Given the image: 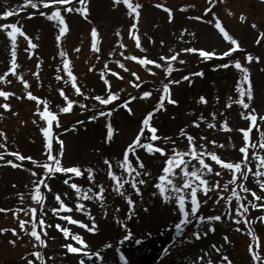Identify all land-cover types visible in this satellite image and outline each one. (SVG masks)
<instances>
[{
    "label": "rangeland",
    "instance_id": "rangeland-1",
    "mask_svg": "<svg viewBox=\"0 0 264 264\" xmlns=\"http://www.w3.org/2000/svg\"><path fill=\"white\" fill-rule=\"evenodd\" d=\"M76 2L69 9L82 6L78 0ZM131 2L139 3L138 16L130 14L122 0L119 3L115 0H87L86 14L71 10L61 12L67 26V30L61 34L56 21L49 20L47 14H39V10L44 9L43 6L31 9L23 5V0H0V12L20 7L25 8L28 13H34L31 16L27 12L21 14L18 26H22L27 37L36 45L29 49L28 39L18 35L15 48L17 68L0 81V90L14 93L7 99L0 97V105H10L9 109L0 107V131L5 134L0 137V154H3V159H0V208L8 209L0 211V228L17 229V235H13L11 231L0 233V264H27L29 259L33 260V264H40L32 256L35 251L43 253V264H78L80 259H84L85 264H124L120 259L121 253L128 264H207L208 259L213 264H225L222 260L224 255L229 257L232 264H264V261H254L252 253L248 251V245L253 244L254 251L264 256V223L256 219L264 215V209L249 205L248 214L241 217L235 210V198L227 205L224 197L217 199L223 187L210 189L206 194L199 192L201 204L197 215H220L221 220L210 222L214 231H209L207 235H204L207 231L204 223L186 225L178 233L174 227L177 222L175 201L165 202L158 195H153L156 192V177L160 174L165 156L150 154L141 148H136L135 156L130 153L133 165L136 166V157H139L144 164V171L149 173L147 177L143 173L139 177L146 181L139 186L140 194H136L129 184H125V194L135 201L131 212L124 196L114 190L113 182L107 176L108 165L105 163L107 158L114 171H122L116 167V161L122 159L124 149L135 138L147 112L157 107L163 85L172 81L169 84L170 95L177 103L173 105L165 101L164 109H158L153 114L151 124L156 127V134L162 137L153 143L164 146L167 152L173 147L187 151V137L183 133H188L195 138L197 146L206 144L209 150L216 151L223 159L239 160L242 155L239 148L244 143L239 129L248 128L251 123L247 118L249 109H244L237 102L243 99L254 110L257 115L255 123L260 126L257 128L254 125L249 133L248 167L256 171L257 161L251 157V151L255 148L264 156V151L255 147L264 142L261 139L264 135V121L259 119V116L264 115V37H260V33L264 32V0H216L215 4H211V0ZM158 5L164 7L160 8ZM58 6H63L60 9H64L66 5H49L45 13ZM205 8H209V11L205 12ZM166 9H171V20ZM20 12H16L14 17L0 18V23L17 20ZM241 14L244 20L240 19ZM197 16L201 19L197 20ZM217 19L229 35L237 40L240 45L238 49L227 57L214 55L208 60L198 53L181 51L191 47L221 53L232 47L231 42L225 40L215 27ZM133 23L136 24L135 29L131 28ZM253 24L256 25L255 28L252 27ZM93 28L97 31L96 49L92 47ZM57 36L60 37L59 40ZM135 36L139 37V47ZM11 52L10 38L0 30V75H4L11 66ZM173 53L177 54L176 60L161 59ZM133 55L156 60L165 67L171 63L173 70L166 74L163 67L141 65L139 60L131 59ZM248 55L253 57L251 61L246 59ZM65 59L69 61V71L73 73L83 95L76 93L72 87V80L64 71ZM236 60L249 69L253 93L250 100L247 96L241 97L237 91L236 85L241 81L242 72L235 68ZM116 61L123 63L125 68L121 69ZM225 64L228 67H223ZM132 73H136V76ZM101 75L108 80V85L100 78ZM24 80L28 81L27 87ZM242 87L246 88L247 84L242 83ZM61 90L69 99L76 101L69 112L59 111L66 104L60 95ZM107 90L116 93L118 100L110 105H102L94 97L106 96ZM29 91L41 101H47L49 109L57 113L58 123L53 122L52 125V154L60 156L63 166L78 165L83 173L80 177L72 176L71 173L44 176L48 187L41 184V191L45 196L43 208L32 201L30 195L34 191L33 183L44 175L42 164L47 159L48 151L41 128L47 125L37 112V108L43 110L44 104L30 99L27 96ZM144 91L151 95L143 97ZM200 96L205 97L204 102L200 101ZM125 101L132 109L131 112L123 107ZM109 108L111 115L88 119L98 111L107 113ZM193 121H197V124L194 125ZM109 123L114 132L106 142V126ZM224 123H227V129L224 128ZM149 135L146 130L141 143L149 142ZM163 137L168 139L164 140ZM200 137L204 139L201 140ZM59 141L63 142L62 155ZM210 141L216 143H209ZM13 151L30 156L38 163H33L32 160L18 161L11 155ZM6 159L22 163L24 167L7 165L3 162ZM206 162L212 163L216 171H222L221 176L210 174V182H218L222 186L231 180V173L227 169L221 170L209 158H206ZM88 168L93 169V180L87 177ZM137 171H140L139 167ZM67 177H71L69 184L63 183ZM243 182L252 191L261 194L257 178L251 173ZM71 183H77L82 189L90 187L93 192L99 190L98 186H103V202L97 198L86 200L77 197L75 190L70 187ZM233 187L236 185H230L229 191ZM56 194L61 195L72 211L60 210L59 214L52 212V208H59L54 199ZM240 195L241 204H248V201L254 199L251 192L240 191ZM77 201L85 206L84 210H75ZM31 207H37V218L42 214L46 220L44 231L47 236L42 232L46 246L33 247L34 238L19 230L18 220H29L31 215L19 211L16 217L12 215L13 210ZM186 207L190 208V203ZM145 208L148 210L145 211ZM65 215H71L89 227L94 220L96 230L89 232L80 225L71 224L61 218ZM232 216H236L239 223ZM189 219L194 221L195 217L190 216ZM249 220L251 223L246 224L245 221ZM120 221L124 222L123 226ZM57 223L62 227H69L73 234H79L86 241L85 251H99L102 260L94 256L85 257L82 253L67 252L62 247L63 244L80 245L65 238L55 228ZM26 228L30 230V225H26ZM249 228L257 237L256 241L248 235ZM127 231H131L133 236L128 241L121 242ZM194 231L200 232L199 239L191 235ZM225 236L228 237L227 240H224ZM137 239L140 240L139 244L135 242ZM12 240H15L14 244L10 243ZM106 244L110 247H104ZM213 244L221 249L220 253L215 252Z\"/></svg>",
    "mask_w": 264,
    "mask_h": 264
},
{
    "label": "snow or ice",
    "instance_id": "snow-or-ice-1",
    "mask_svg": "<svg viewBox=\"0 0 264 264\" xmlns=\"http://www.w3.org/2000/svg\"><path fill=\"white\" fill-rule=\"evenodd\" d=\"M71 2V0H23V5L25 7L31 8V9H37L40 6H43L45 9H48L49 5H67ZM81 7L75 8V9H69L65 8L64 11H76L83 14H86L88 12V8L85 6L87 4V0H79ZM116 3L121 2V0H115ZM124 5L129 9L130 14L134 13L137 16L139 15L138 9L140 8L139 3H133L131 0H122ZM216 0H211V4H215ZM159 7H164L163 5H158ZM211 6V5H210ZM22 11L20 7L15 8L14 10H8L5 9L4 11L0 12V18H8V17H14L16 12ZM169 13V20L172 19L171 9H166ZM205 12L209 11V8L204 9ZM34 13H28V15H33ZM40 15L47 14L48 19L52 21H56L59 26V31L61 34H63L67 30V26L65 24L64 16L61 14V9L59 7H54L52 9H49L47 13L41 12ZM214 14V13H213ZM197 20L201 19V17L197 16L195 17ZM241 20H244L243 14H241L240 17ZM215 27L219 30L220 33L223 34V37L225 40L230 41L232 44V47H229L225 52L221 53H215L214 51H208L204 49L199 48H185L181 49L182 52H189V53H198L200 57H202L205 60H208L212 58L214 55H220V56H229L231 53H233L236 49L240 47L237 40L234 39L229 33L221 26V21L217 19L215 21ZM253 28L256 27L255 24L252 25ZM132 29L136 28V24L133 23L131 26ZM0 30H2L8 38H10L11 44H12V52H11V66L7 69V72L4 73V75H0V81H3L5 79V76H7L8 73H14L15 69L17 68L16 63V42H17V36H23L26 39H28V45L29 49L35 48L36 45L32 43V40L27 37V34L22 30V26H18L16 22H10V23H0ZM130 30V35H131ZM92 38H93V44L92 47L96 49V37H97V31L95 28L92 29ZM260 37H264V32L260 33ZM60 37L57 36V40H59ZM134 39L137 42V47H139V37L135 36ZM259 42V37H258ZM28 49H26L27 51ZM98 50V49H97ZM132 60H139V63L141 65H156V67H163L165 73H170L173 70V66L171 63H168L167 66H163L159 63H157L156 60L148 59L146 57H137L135 55L131 56ZM161 59H165L168 61H173L177 59V54L173 53L170 56L167 57H161ZM247 60L251 61L253 57L251 55H248L246 57ZM256 59H259L258 57ZM117 64H119V67L121 69L125 68V65L123 63H120L119 61H116ZM183 63V61H181ZM232 63V61H230ZM64 65V71L67 72V75L72 80V87L75 89V92L78 94L83 95L84 93L81 92V88L77 86L75 77L73 76V73L69 71V61L65 59L63 61ZM234 66L237 69H240L242 72V78L240 82H237L236 88L239 92L241 97L247 96V98L250 100L252 98V88L251 83L249 81V69L247 67H244L242 63L239 60L234 61ZM223 67H228L227 64L223 65ZM108 71H111V69H108ZM151 71V69H149ZM114 75H119L118 73H113ZM199 75H202V73H197ZM132 75L135 77L136 73H132ZM105 85H108V80L104 79V76L101 75L100 77ZM138 79V77H137ZM182 79H187V77H182ZM178 82V81H177ZM191 82V81H189ZM25 87L28 85V81H23ZM172 83V81H169L168 83H165L163 85V91L162 95L160 96V99L157 103V107L153 108L151 111L147 112V114L144 116L143 120L141 121V125L139 128V131L135 134V138L131 141L130 144L127 145V147L124 149L122 153V159L116 161V167L121 169V172H116L113 170L112 164L109 162V160L106 158L105 163L108 165L107 170V176L111 178V181L113 182V188L114 190L123 195L124 199L127 201V206L129 212L133 210V204L135 201L127 194H125V184H129L131 188L135 191L136 194H140L141 188L139 186L145 184V179H140L141 173H143V176L147 177L149 173L147 171H144V164L140 160L139 157H136V166L133 165L132 160H130V153L135 156L136 148H141L145 150L147 153H159L161 156H165L166 159L163 162V166L160 169V174L156 177V183L154 184V188L156 189V192L153 193V195H158L163 201L170 202L172 200L175 201V211L177 212V222H175L174 227L177 230V232H182L184 230V227L186 225H192L195 224H201L204 223L206 225L207 231L204 232V235H207L209 231H214L212 224L210 222L213 221H219L221 220L220 215H208V216H201L197 215L198 209L200 207L201 201L198 199V193L204 192L205 194L211 189V190H217L220 187H223V191H220L217 199H220L221 197L225 198V203L229 201H232L233 198H235L236 201V212L241 215V217L246 216L248 214V206L251 205L252 208H260L264 209V171H261V169H264V156L260 155L259 152L255 150V148L251 151L250 155L252 158H254L257 163L255 165L256 171H253L252 168L248 167L249 161V133L252 130L253 126L259 128L260 126L257 125L255 122L257 120V115L255 114L254 110L250 109V106L248 103H246L243 99L238 100L237 102L242 105L244 109H249V112L247 113V118L250 119L251 123L249 124L248 128H241L239 131L242 133L243 136V145L239 148V153H241V159L239 160H226L221 158L220 155L216 153V151H211L207 148L206 144H197L195 143V138L188 133H183L187 137V151L179 150L175 147L172 148L170 152L166 151V148L164 146L157 145L153 143V141H158L162 139V137L158 136L156 127L152 126L151 120L153 118V114L158 109H164V102L167 101L170 104L175 105L177 103V100L172 99L170 95V89L169 84ZM242 83H246L247 87H242ZM136 87H139V84L135 85ZM10 95H14V93H10L8 91L0 90V97H4L7 99ZM60 95L63 97L64 101L66 102L64 107H60V112H69L72 109V105L76 103V101L69 99L68 96L64 94V91H60ZM151 93L148 91L142 92L143 97L150 96ZM27 96L36 101L38 104L43 103L44 107L41 111L40 108H37V112L42 120L46 122V127L41 128V131L43 132L45 139L47 141L45 147L46 151H48V156L46 161L42 164V168L44 170V175L38 177V182L33 183V189L34 191L30 195V199L34 202H36L37 205H39L41 208H43L45 196L44 193L41 191V184H44V187H48L47 182L44 179V176L48 175H55L56 173H71L72 176L80 177L83 175L81 168L78 165H73L71 167H65L62 165L60 156L59 155H53L52 149H51V141L53 139V131H52V125L53 122H57V113L53 112L49 109L47 101H41V99L35 95L31 91L27 92ZM96 101H98L102 105H110L111 102L117 101L118 96L116 93L107 90L106 96L97 95L94 97ZM131 99V98H130ZM200 101L204 102L205 97L200 96ZM3 109H9L10 105L8 103H4L0 105ZM83 108V105H81ZM123 107L128 110V112H131L132 109L128 106V102L125 101L123 103ZM105 115H111V108L107 110V113L105 111H98L96 115L89 116V120H95L97 116L104 117ZM244 114H242L243 116ZM215 114H213L214 118ZM203 119V117H201ZM259 119L261 121H264V115L259 116ZM194 125L197 124V121L192 122ZM212 127H215V125H211ZM224 128L227 129L228 125L227 123H224ZM150 134L148 136L149 142L147 143H141V140L144 138L145 131ZM183 131V130H181ZM114 129L112 125L109 123L106 126V142L107 140H110L113 136ZM5 134L3 131H0V137H4ZM164 140H167V137H163ZM201 140L204 139V137H200ZM262 141H264V135L261 137ZM61 148H60V154L62 155L63 148H62V141H59ZM209 143L215 144V141H210ZM222 146V145H221ZM256 148L261 149L264 151V142L258 143L255 145ZM199 149V150H198ZM7 151V149H5ZM11 155L14 156L18 161H25V160H32L33 163H38L37 161H34L32 157L24 156L19 151H13L11 152ZM206 158H209L210 161L215 162V165H218L221 170L227 169L231 173V180L226 181L222 186L219 185L218 182H210L208 177L210 174L215 173L216 176H221L222 171H216L213 167V164L210 162H206ZM0 159H3V154H0ZM5 164L10 165L14 168L16 167H24V165L14 163L12 159H6L3 161ZM137 167H139L140 171H137ZM30 172H32L31 169H29ZM87 177L89 180H93V169L88 168L86 170ZM249 173L254 178H257V183L259 185V188L261 189V194L258 195L257 192L252 191L251 188H248L244 184V180L247 179ZM33 176H36L35 172H32ZM71 180V177H67L63 180V183L69 184V181ZM239 181V183H237ZM230 185H236V187L231 188V191H229ZM70 187L75 190V195L77 197H81L82 199L86 200H92L93 198H97L99 201L103 202L104 196L102 193L105 192V188L103 186H98V191L93 192L92 188H86L82 189L77 183H71ZM240 191L244 192H251V196L254 198L251 201H248V204H241L240 201L242 199L240 195ZM91 193V195H89ZM227 195L225 196V194ZM66 195V194H65ZM55 201L58 202L59 208H52V212L59 214L60 210L64 211H72L71 207L65 203V201L61 198L60 194H56L54 196ZM190 203V208L186 207ZM85 206L81 204L79 201H77L75 205L76 211H82L84 210ZM145 211L148 209L145 208ZM0 211H8V209L0 208ZM23 212L25 215H31V219L24 220L19 219L18 225L20 232H27V234L34 238L35 243L33 244V247H43L46 246V239L42 238V232L43 235L46 237L47 233L44 231V228L46 226V220L44 216L41 214L39 215V218H37L38 210L37 207H31L28 209L20 208L12 211V215L14 217L17 216V212ZM195 217V220L189 219V217ZM63 220L68 221L71 224L74 225H80L84 228H86L89 232H94L96 230L95 221H92V226L89 227L87 224H83L81 220L74 219L71 215H65L61 217ZM232 219L239 223V220L236 216H232ZM260 222L264 223V215H261L256 218ZM245 223H251V221H245ZM120 224L123 226L124 222L120 221ZM26 225H30V230L26 228ZM38 225L40 230L38 231ZM55 228L58 229L65 238H70L72 241H76L78 245L80 246H73L71 243L63 244L62 247L67 250L69 253L79 254L82 253L85 257H96L97 259H101L99 251L97 252H91V251H85L87 248L86 241L79 235V234H73L71 229L67 226H61V224L57 223L55 224ZM5 231H11L13 235H17V229H5L0 228V233H3ZM193 237L196 239L200 238V232L194 231L191 233ZM248 235L252 237L254 241L257 240V237L253 233L252 229H248ZM133 234L131 231H127L126 235H123L122 241H128L130 237H132ZM228 237L225 236L224 240H227ZM137 244L140 243V240L137 239L135 241ZM10 243H15V240L10 241ZM104 247H110V245H104ZM212 248L215 250V252L220 253L221 249L218 248L215 244L212 245ZM248 251L252 253V259L254 261H264V256H261L260 253L254 251V245L249 244L248 245ZM27 255V253L25 254ZM207 255V253H205ZM32 256L35 257L37 260L40 261V264H43L44 262V255L42 252L35 251L32 253ZM120 259L124 261V264H128V261L126 260V257L121 253ZM199 259V258H198ZM222 260L225 262V264H232V261L229 259L227 255H224L222 257ZM27 264H33V260L29 259L27 261ZM78 264H85L84 259L78 260ZM207 264H213V261L211 259H208Z\"/></svg>",
    "mask_w": 264,
    "mask_h": 264
},
{
    "label": "bare ground",
    "instance_id": "bare-ground-1",
    "mask_svg": "<svg viewBox=\"0 0 264 264\" xmlns=\"http://www.w3.org/2000/svg\"><path fill=\"white\" fill-rule=\"evenodd\" d=\"M131 251H136L135 249H131ZM148 260V259H147Z\"/></svg>",
    "mask_w": 264,
    "mask_h": 264
}]
</instances>
